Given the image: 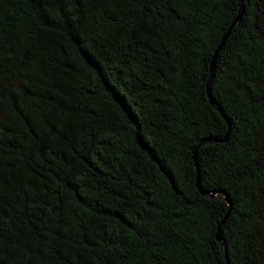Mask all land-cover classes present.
I'll return each instance as SVG.
<instances>
[{
    "label": "trees",
    "instance_id": "1",
    "mask_svg": "<svg viewBox=\"0 0 264 264\" xmlns=\"http://www.w3.org/2000/svg\"><path fill=\"white\" fill-rule=\"evenodd\" d=\"M243 3L0 0V264H264Z\"/></svg>",
    "mask_w": 264,
    "mask_h": 264
},
{
    "label": "water",
    "instance_id": "2",
    "mask_svg": "<svg viewBox=\"0 0 264 264\" xmlns=\"http://www.w3.org/2000/svg\"><path fill=\"white\" fill-rule=\"evenodd\" d=\"M238 2H239V14H238L237 19H239V18L243 15V13H244V3H243V0H238ZM232 26H233V23H232V25L229 27V29H228V31L226 32V34L223 36V38H222V40H221L219 46L217 47V49H216V51H215V55L213 56V58H212V60H211V63H210V73H211V77H212V74H213V72H214V70H215L214 64H215V60H216V54H217L218 50H219V49L222 47V45L224 44V42H225L227 36H228L229 33H230V30H231V27H232ZM208 85H209V84H208ZM213 103H215V102H213ZM222 113H223V112H222ZM223 116H224V118L226 119V121H227V123H228V125H229V127H230V126H231L230 119H229L228 117H226L224 113H223ZM219 239H220V238H219Z\"/></svg>",
    "mask_w": 264,
    "mask_h": 264
}]
</instances>
